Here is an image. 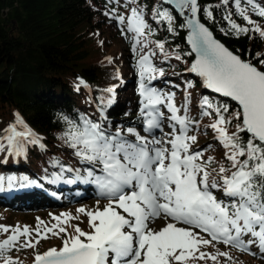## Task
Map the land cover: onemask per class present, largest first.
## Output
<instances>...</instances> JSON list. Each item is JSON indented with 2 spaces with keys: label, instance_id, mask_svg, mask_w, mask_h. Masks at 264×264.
Here are the masks:
<instances>
[{
  "label": "snow or ice",
  "instance_id": "6c2138e0",
  "mask_svg": "<svg viewBox=\"0 0 264 264\" xmlns=\"http://www.w3.org/2000/svg\"><path fill=\"white\" fill-rule=\"evenodd\" d=\"M162 3L173 6L184 22L177 25L168 8L154 9L153 19L166 22L167 31L174 35H178L177 28L188 32L191 50L182 55L174 53V59L183 60L195 53L187 71L198 76L204 88L235 102L234 110L228 103L208 96L202 97L199 104L201 119H212L205 128L215 133V140L224 150L223 159L217 161L211 155L205 158L206 149L194 147L197 135L190 133L199 129L200 121L189 114L187 100L191 94L177 106L174 92L152 84L165 72L153 64L151 57L157 53L144 49L154 43L165 58L169 54L165 42L147 39L154 30L145 19L143 6L137 0H126L127 14L115 8L106 11V16L122 26V35L132 34V51L139 56V119L145 134L134 126L113 129L107 121L104 110L114 103L115 86L106 89L110 94L106 100L101 99L100 119L86 114L59 117L64 130L58 139L86 167L82 175L81 169L66 167L57 160L53 166L59 165L61 172L53 173L50 182L64 179L61 173L65 171L75 172L66 183L95 185L107 203L101 208L97 201L94 211L77 209L87 217L88 231L76 224L74 232L69 233L61 226V217H54L56 223L41 233L44 222L38 218L37 240L26 241L22 247L35 248L40 239L48 238V232L59 236L62 246L37 253L34 264H192L208 260L220 264V257L231 260L228 252L202 250L214 246V242L253 255L251 249L255 246L264 253V51L243 59L217 40L202 22L203 18L215 23L214 10L223 8L222 19L228 27L220 28L222 34L245 35L264 43V28L249 15L251 12L264 18V0H219L215 5H201L199 0ZM233 15L246 26L238 24ZM193 86L191 81L186 82V89ZM81 87L88 85L78 78L76 90ZM14 117L0 135V141L6 142H0V152L24 155L28 144L44 149L42 138L21 115L14 113ZM165 125L170 131H164ZM230 127L234 131H229ZM23 179L27 181V177ZM5 180L12 187L15 177L0 176V185ZM62 215L64 223L73 219L70 214ZM157 219L166 221L159 230L151 227ZM0 231L8 233L10 229L0 226ZM11 232L0 241L4 264H18L5 253L16 246L20 236L31 235L28 226L22 230L17 226Z\"/></svg>",
  "mask_w": 264,
  "mask_h": 264
},
{
  "label": "trees",
  "instance_id": "16d2710c",
  "mask_svg": "<svg viewBox=\"0 0 264 264\" xmlns=\"http://www.w3.org/2000/svg\"><path fill=\"white\" fill-rule=\"evenodd\" d=\"M218 2L219 0H199L201 5L209 3L215 5ZM137 3L143 6L145 19L154 30V34L147 39L165 42V52L169 54L168 58H165L154 43H150L148 48L144 49L145 52L151 50L157 53L155 57H151L153 64L165 72L163 77L152 83L165 92H174L177 106L184 104L185 96L191 94L187 100L189 114L200 121L199 129L190 133L197 135V144L194 147L197 150L205 148V158L211 155L217 161H221L224 150L220 145L216 146L219 143L214 138L213 130L205 128L212 119L209 117L201 119L199 104L202 97L208 96L228 103L230 109L234 110L235 102L204 88L200 78L187 71L194 58L193 55L184 56L183 60L179 61L174 59V53L182 55L190 51L186 43L187 29L177 28L178 35L168 32L166 22L157 23L153 19L154 9L168 8L173 12L177 25L184 22L183 18L161 0H137ZM113 8L120 13L128 12L126 0H111V2L109 0H0V135L3 134V129L14 122V113H19L28 127L42 138L41 142L45 145V148L41 149L39 145L28 144L29 151H26L24 157L20 155L17 158L16 155L6 152L7 159L0 158V170L2 167L16 169L11 173H0L15 174L16 185L25 182L23 178L27 177L44 184L47 189L56 190V184L50 181L53 173L61 172L59 165L53 166L57 160L66 167L81 169V174H84L83 168L86 166L81 165L73 156L72 150L58 139L59 134L64 130L63 122L59 117L68 115L75 118L79 114H86L94 119H100L98 107H103L101 99L106 100L110 95L106 89L115 86L114 103L104 110V115L113 129L121 125L129 127L139 120V93L136 88V83H140L137 69L139 56L132 51V34L122 35V26L104 14ZM229 8L235 11L231 4ZM223 15V8L216 9L215 23L203 18L202 21L229 49L244 59H249L252 53L264 51V43H260L259 40L249 39L245 35L237 37L234 34L227 36L222 34L220 28L228 27L227 22L222 19ZM249 15L264 28V18L257 17L251 12ZM232 18L238 24L246 26V22L240 17L233 15ZM115 43L121 46L122 58L126 63L124 75L120 73L115 63H109L107 56L108 47ZM78 78H82L88 87H81L77 91ZM188 81L194 85L190 89H186ZM229 131H234V127H230ZM208 145L211 147L206 148ZM9 159L14 161L9 162ZM61 175L64 179H71L76 173L65 171ZM39 196H42L41 200L49 205V209L58 211L49 216L39 217V214H35V221L28 214L19 217L8 215V212L19 207L39 206ZM72 198L59 204L54 203L44 194H23L14 201L8 202L6 206H0V209L7 210L5 213L0 211V220L4 223L3 226L10 229L8 233L1 231V240L11 235V229L17 226L21 230L24 226H28L31 231L30 236H20L16 246L6 252H9L13 261H17L18 264H31L36 254L47 251L49 246L54 245L55 248L62 246L60 237L48 232V238L40 239L35 248L22 247L26 241L31 240L35 243L37 240L35 230L38 218L39 221L44 222L41 225V233H45L47 223L40 218H45L50 228L56 223L54 217H61V226L67 229L73 226L75 217L86 221L84 215L77 209L84 208L88 201H73ZM94 200L99 203L106 201L98 197ZM71 203L73 205H70ZM64 205L67 207L63 208ZM62 214H70L73 219H67L64 223L66 218ZM216 249L228 252L231 256V260L220 257V264H264V253L255 246L251 249L255 255L215 242L214 246L202 250L213 253ZM2 263L4 261L0 258V264ZM192 264H213V262L195 261Z\"/></svg>",
  "mask_w": 264,
  "mask_h": 264
},
{
  "label": "rangeland",
  "instance_id": "374dc122",
  "mask_svg": "<svg viewBox=\"0 0 264 264\" xmlns=\"http://www.w3.org/2000/svg\"><path fill=\"white\" fill-rule=\"evenodd\" d=\"M107 56L109 57V58H111V62L112 63H115V65H116V67H117V69L120 71V73L122 74V75H124L126 72H125V68H126V63L124 62V60H123V58H122V54H121V46L120 45H118L117 43H115V44H113V45H111L110 47H108V49H107ZM155 86V85H154ZM156 87V86H155ZM158 88V87H157ZM140 102V105H141V99L139 100ZM140 108H141V106H140ZM136 127L139 131H141V133L142 134H145V133H143V129H142V127H141V124L139 123V124H135V125H132V126H130V127ZM18 130H20L19 129V127H18ZM164 131L165 132H167V131H170V129L165 125V128H164ZM159 134V133H158ZM4 143H6V142H4ZM217 147L219 146V144H217L216 145ZM27 150H28V147H27ZM29 151V150H28ZM22 157H24V155H21ZM0 158L2 159V160H5V159H7V157H6V151H2V152H0ZM17 158H18V156H17ZM9 162H11V161H14V160H12V159H9L8 160ZM1 162V161H0ZM14 170H16V169H7V167L6 168H3L2 167V170H0V173H2V172H13ZM14 175V177H15V174H13ZM0 176H2L1 174H0ZM5 178H7V177H9V176H11V177H13L12 175H3ZM61 182H63V179H61V180H58L57 182H55L54 184H60ZM82 185H85L84 183H82ZM94 187H95V191L97 192V195L100 197V195H99V192H98V190H97V188H96V186L94 185ZM78 188V187H77ZM0 189L1 190H3V191H7V190H11L12 189V187H9L8 186V183H7V180H5V182L2 184V185H0ZM31 194H34V193H31ZM40 197V200H39V206H34V207H25V208H23V207H19L18 209H16V210H22V211H16L15 209L14 210H12V211H10V212H8V215H10V216H16V217H19V216H23L24 214H28L29 216H30V218H32L34 221H35V218H34V216H35V214H39V217H41V216H49V215H52V214H55L58 210H56V209H54V210H51V208L49 209L48 207H49V205L48 204H45L41 199H43L42 198V196H39ZM101 198V197H100ZM65 199H66V197H65ZM95 198H94V196H92V195H90L89 197H85V198H78L77 199V201H79V202H83V200H86V201H88V203L84 206V208L86 209V210H90V211H94L95 209H96V207H97V201H95L94 200ZM102 199V198H101ZM102 200H104V199H102ZM7 203L8 202H6V201H4V200H0V206H6L7 205ZM104 204H106V203H104V202H102V203H99V206L102 208L103 206H104ZM70 205H73V204H70ZM67 206L66 205H64L63 206V208H66ZM16 208V207H15ZM29 211V212H24V211ZM60 210V209H59ZM0 211L2 212V213H5V212H7V210H3V209H0ZM61 211V210H60ZM84 215V214H83ZM84 217H85V219H86V221H83V219H76L75 221H74V223H73V226L72 227H70V228H68L67 230H68V232L69 233H73L74 232V225H76V224H79V226L82 228V229H84L85 231H88L89 229H88V222H87V217L84 215ZM41 220H44L47 224H45V226H46V228H50L49 227V223L47 222V220L45 219V218H40ZM9 223H12V222H9ZM165 223H166V221L165 220H163V219H157L156 221H154L152 224H151V227H153L154 229H157V230H159L160 228H162L164 225H165ZM3 224L4 223H2L1 222V220H0V226H3ZM87 224V225H86ZM180 226H182V225H180ZM0 233H1V231H0ZM1 240V239H0ZM1 241H3V240H1ZM52 247H55L54 245H52V246H49L48 248H47V250L49 249V248H52ZM9 253V252H8ZM8 253H6V256H10V254H8Z\"/></svg>",
  "mask_w": 264,
  "mask_h": 264
},
{
  "label": "water",
  "instance_id": "95a60500",
  "mask_svg": "<svg viewBox=\"0 0 264 264\" xmlns=\"http://www.w3.org/2000/svg\"><path fill=\"white\" fill-rule=\"evenodd\" d=\"M162 1V0H161ZM170 6V5H169ZM170 7H172V9H173V6H170ZM183 18V17H182ZM203 22V21H202ZM205 23V22H204ZM206 24V23H205ZM207 25V24H206ZM208 26V25H207ZM209 27V26H208ZM211 30V29H210ZM212 31V30H211ZM213 32V31H212ZM187 34H188V32H187ZM214 34V33H213ZM214 36H215V34H214ZM186 38H187V35H186ZM215 38L217 39V40H219L221 43H223L219 38H217L216 36H215ZM186 43H187V39H186ZM224 44V43H223ZM225 45V44H224ZM187 46H188V48L191 50V47H190V45L187 43ZM225 47H227L226 45H225ZM228 49H229V47H227ZM230 51H232L231 49H229ZM233 52V51H232ZM233 53H235V54H237L236 52H233ZM193 56H194V58H195V53H193L192 54ZM238 55V54H237ZM194 58H193V60H194ZM244 59V58H243ZM192 60V61H193ZM192 63V62H191ZM190 63V64H191ZM34 264V263H33Z\"/></svg>",
  "mask_w": 264,
  "mask_h": 264
}]
</instances>
